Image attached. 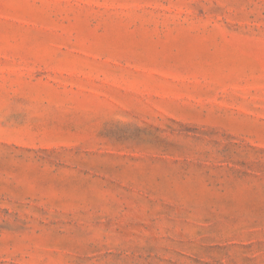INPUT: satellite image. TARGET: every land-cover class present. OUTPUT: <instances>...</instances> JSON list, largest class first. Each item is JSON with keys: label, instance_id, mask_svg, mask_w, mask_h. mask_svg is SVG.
Wrapping results in <instances>:
<instances>
[{"label": "rangeland", "instance_id": "374dc122", "mask_svg": "<svg viewBox=\"0 0 264 264\" xmlns=\"http://www.w3.org/2000/svg\"><path fill=\"white\" fill-rule=\"evenodd\" d=\"M0 264H264V0H0Z\"/></svg>", "mask_w": 264, "mask_h": 264}]
</instances>
